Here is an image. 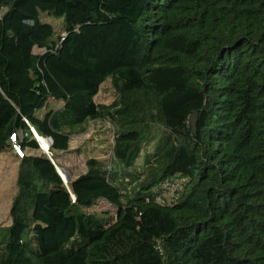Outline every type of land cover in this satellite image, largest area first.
<instances>
[{"label":"trees","instance_id":"trees-1","mask_svg":"<svg viewBox=\"0 0 264 264\" xmlns=\"http://www.w3.org/2000/svg\"><path fill=\"white\" fill-rule=\"evenodd\" d=\"M91 122L111 155L65 183ZM13 135L0 264H264V0H0V152Z\"/></svg>","mask_w":264,"mask_h":264},{"label":"rangeland","instance_id":"rangeland-1","mask_svg":"<svg viewBox=\"0 0 264 264\" xmlns=\"http://www.w3.org/2000/svg\"><path fill=\"white\" fill-rule=\"evenodd\" d=\"M44 21L52 24L56 29L64 21L44 15ZM104 88H107L104 86ZM102 101L112 100V96L104 89L101 92ZM114 141V128L106 122H91L85 134L74 136L70 141L67 152H55L57 169L62 174L65 183L86 172V160L91 156L108 159L111 155V145ZM51 147V146H50ZM0 152V225L8 226L11 223L10 210L17 193V175L19 169V158L15 148ZM42 149V148H41ZM42 151H44L42 149ZM45 152V151H44ZM25 154L28 151H24ZM47 153V152H46ZM48 153L51 155L49 148ZM171 195L167 194L169 199ZM108 206L103 202L97 207Z\"/></svg>","mask_w":264,"mask_h":264},{"label":"built area","instance_id":"built-area-1","mask_svg":"<svg viewBox=\"0 0 264 264\" xmlns=\"http://www.w3.org/2000/svg\"><path fill=\"white\" fill-rule=\"evenodd\" d=\"M33 132H34V134H35V137H36L37 141L39 142L40 147L45 151V153L47 152V154L49 155V157L52 159L50 153H48L50 147L47 148V149H45V148L40 144V141H39V139H38V134L35 132L34 129H33ZM41 137H42V136H41ZM43 138H44V137H43ZM46 139H48V140L50 141V143L52 144V140H51V138H46ZM12 142L14 143L13 148H15L17 154H19V157H22V156L24 155V151L22 150L21 146H20L19 144L16 143V135H13V137H12ZM50 146H51V145H50ZM60 174H61V173H60ZM61 176H62V174H61ZM62 178H63V177H62Z\"/></svg>","mask_w":264,"mask_h":264},{"label":"bare ground","instance_id":"bare-ground-1","mask_svg":"<svg viewBox=\"0 0 264 264\" xmlns=\"http://www.w3.org/2000/svg\"><path fill=\"white\" fill-rule=\"evenodd\" d=\"M38 139H39V141H40V144H41L45 149H47V148L50 147L51 143H50V141H49L48 139L43 138V137H41L40 135H38Z\"/></svg>","mask_w":264,"mask_h":264},{"label":"clouds","instance_id":"clouds-1","mask_svg":"<svg viewBox=\"0 0 264 264\" xmlns=\"http://www.w3.org/2000/svg\"><path fill=\"white\" fill-rule=\"evenodd\" d=\"M17 155L19 156V154H17ZM23 156H24V155H23ZM23 156H22V157H23Z\"/></svg>","mask_w":264,"mask_h":264}]
</instances>
